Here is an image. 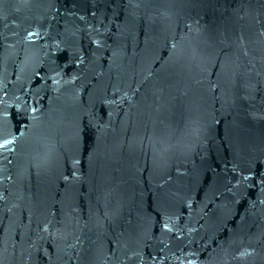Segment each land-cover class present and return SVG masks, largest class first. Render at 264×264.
Instances as JSON below:
<instances>
[{
  "label": "water",
  "instance_id": "95a60500",
  "mask_svg": "<svg viewBox=\"0 0 264 264\" xmlns=\"http://www.w3.org/2000/svg\"><path fill=\"white\" fill-rule=\"evenodd\" d=\"M175 0H0V264H73Z\"/></svg>",
  "mask_w": 264,
  "mask_h": 264
}]
</instances>
